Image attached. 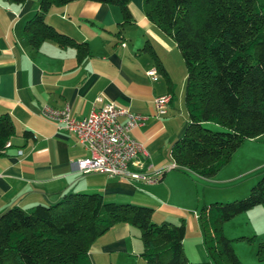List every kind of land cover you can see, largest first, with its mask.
<instances>
[{"label": "crops", "instance_id": "crops-1", "mask_svg": "<svg viewBox=\"0 0 264 264\" xmlns=\"http://www.w3.org/2000/svg\"><path fill=\"white\" fill-rule=\"evenodd\" d=\"M37 4L38 0H24L21 4L0 0V114L7 113L14 126L6 154L0 156V213L11 206L27 209L36 204H51L68 192H98L106 200L151 207V219L155 211H160L172 216L171 220L182 221L184 254L190 260L194 254H205L196 218L199 204L218 200L225 194L247 192L263 171L239 184L227 188L221 185L250 175L242 162L243 153L238 156L235 153L247 143L249 146L244 151L250 150L251 155L263 152L264 133L245 140L229 163L210 178L169 168L172 162L169 148L187 121L179 92L176 98L172 96L176 90L173 71L184 69V64L175 43L146 19L141 0H129L131 22L123 25L119 34L116 31L122 15L116 5L73 0L52 6L45 14V21L58 32L86 43L89 54L79 59L73 47H59L51 40L42 41L37 49L28 45L22 27L34 14ZM144 45L156 56L169 83L160 73L155 81L144 74L149 67L156 68L150 52L140 49ZM164 93L170 94L166 113L156 116L153 97ZM105 103L143 117L142 123L130 130V135L142 144L143 158L151 165L149 171L162 172L156 182L78 172L74 162L87 153L77 143L75 134L56 127L40 115L44 105L67 107L70 115L79 119L86 117L92 107ZM24 130L30 132V137L22 136ZM261 165L264 167V161ZM259 207L238 214L235 223H247L256 215L261 218L264 210ZM192 209L196 224L184 213ZM261 220L264 218L256 226L242 230V236L252 234L264 241ZM222 229L225 232L227 227ZM135 231L126 224L112 226L88 248L90 263L119 264L131 253L129 250H138L133 242ZM251 250L254 251L253 246ZM253 251L234 253L242 264H264Z\"/></svg>", "mask_w": 264, "mask_h": 264}, {"label": "trees", "instance_id": "trees-1", "mask_svg": "<svg viewBox=\"0 0 264 264\" xmlns=\"http://www.w3.org/2000/svg\"><path fill=\"white\" fill-rule=\"evenodd\" d=\"M70 1L38 0L22 27L32 49L47 39L59 47H73L78 59L89 54L85 42L45 21L52 6ZM90 1L118 7L122 20L116 34L131 22L129 0ZM141 7L146 19L175 43L185 69L187 121L169 148L170 158L184 168L178 170L210 178L245 140L264 133V0H141ZM140 49L150 52L157 72L169 83L149 46ZM206 122L221 130L206 128ZM13 135L10 116L0 114V156L6 154L5 143ZM22 136L30 137V132L24 130ZM257 205L264 206V174L242 198L201 205L196 218L207 260L191 262L182 248V221L153 222L149 206L106 200L98 192H68L51 204L11 206L0 213V264H91L88 248L117 224L138 230L145 264H242L222 226ZM255 255L264 260L263 240L257 242Z\"/></svg>", "mask_w": 264, "mask_h": 264}, {"label": "built area", "instance_id": "built-area-1", "mask_svg": "<svg viewBox=\"0 0 264 264\" xmlns=\"http://www.w3.org/2000/svg\"><path fill=\"white\" fill-rule=\"evenodd\" d=\"M144 74L152 81L157 80L158 72L155 67H149ZM169 101L168 93L153 97L156 116L166 113ZM40 115L56 127L75 134L77 143L87 153L74 162L78 172H96L107 177L118 176L143 183H154L160 178L162 172L149 171L151 165L143 158L142 144L130 135V130L142 123L141 115L113 103L92 107L86 117L79 119L71 116L67 107L53 108L44 105L40 109ZM121 117L123 121L119 120ZM8 145L6 142L5 146ZM19 153L20 150H17V154ZM169 168L184 169L173 162Z\"/></svg>", "mask_w": 264, "mask_h": 264}, {"label": "rangeland", "instance_id": "rangeland-1", "mask_svg": "<svg viewBox=\"0 0 264 264\" xmlns=\"http://www.w3.org/2000/svg\"><path fill=\"white\" fill-rule=\"evenodd\" d=\"M184 73H185V69H183V67L180 68L179 71H173V78H174V81H175L174 84H175L176 90H175V92H173L172 96H174L176 98V94L178 95V92H179L180 99H182V100H183V91L182 90H183ZM204 126L206 128H209L210 130H213V131L221 130V127H219L218 125H216L214 123H211V122L204 123ZM246 146H249L248 143L246 145H244L243 147H241V149H239V151H237L235 154H236V156H238V155L243 153L242 156L244 157V160L242 162H243V164L245 166V169L248 168V174H250V175L244 176L242 178H238L237 180H234V181L232 180L231 182L226 183V184H222L221 185L222 187L227 188V187H229V186H231L233 184H239L241 182H244L248 178L253 177L256 173H259L260 171H263V172H261V174H259L253 180V182H252V184H253L261 177V175L264 174V167H262V165H261L262 162L264 161V150L261 153L258 152V153H253L251 155L250 154L251 153L250 150L244 151ZM253 166H254V168H252ZM178 171H180V170H178ZM232 175H234V172H232ZM201 188H203V187H200V189ZM248 191H249V188H248L247 192H243L242 194H225V196L223 198H218V200H216V201L225 202V201H231L233 199H239V198L244 197L248 193ZM233 195H235V196H233ZM212 201H215V200H212ZM138 205H140V204H138ZM258 206H261L259 208L264 210V206H262V205H258ZM199 208H200V204H199L198 209ZM194 209L189 210L188 212H184V213L186 215H188V217L193 221V224H196L195 221L193 220V218H195ZM263 212L264 211H262L261 214H263ZM171 217L172 216H170V215L168 216L166 213H162L160 211H155L153 213V216H152L153 220L152 219L151 220L153 222H157V223L160 222V221H167V222H170V223H173V224H178L179 223L177 220H171L173 218V217L172 218ZM235 218H237V215H235L234 217H232L231 219H229V220H227L226 222L223 223V228L227 227V230H225V232L223 231L224 235L227 238L231 239V244L234 247V249L237 252V254H250V252L252 254L253 250L250 251V246L254 247L253 253H255L256 252L255 250H256L257 242H259L261 240L258 239V236H254L252 234H243L245 236H242L241 231L242 230H246L248 227H251L253 225L256 226L257 224H259L260 219H263L264 215H262L261 218H260V215H256L252 219H249V222H247V223H245L244 221H238V223H235V220H237ZM261 221L264 222V220H261ZM133 228H135V227H133ZM135 230L136 231H135V234L133 236V242H136V244H137L136 246H137L138 250H135V249L129 250V252H131V253L128 254L127 256L125 255L124 256L125 258L123 257L119 261V264H145L144 259L140 255V253L142 251V246H141V241L139 240V237H138L139 236V232H138V230L136 228H135ZM251 236H253L251 241H248V240L245 239V237H251ZM190 237H192V236L190 235ZM239 237H244V238L238 239ZM194 255L195 256H193V258H192L193 260H190L189 258H187L186 255L185 256L191 262H202V261H206L207 260L205 254H194ZM255 257H256V255H255Z\"/></svg>", "mask_w": 264, "mask_h": 264}]
</instances>
